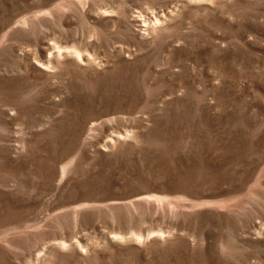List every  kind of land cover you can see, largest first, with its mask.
Here are the masks:
<instances>
[{"label": "rangeland", "instance_id": "obj_1", "mask_svg": "<svg viewBox=\"0 0 264 264\" xmlns=\"http://www.w3.org/2000/svg\"><path fill=\"white\" fill-rule=\"evenodd\" d=\"M0 264H264V0H0Z\"/></svg>", "mask_w": 264, "mask_h": 264}]
</instances>
